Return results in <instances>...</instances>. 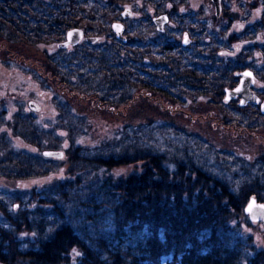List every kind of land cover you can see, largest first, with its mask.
<instances>
[{"label": "trees", "instance_id": "1", "mask_svg": "<svg viewBox=\"0 0 264 264\" xmlns=\"http://www.w3.org/2000/svg\"><path fill=\"white\" fill-rule=\"evenodd\" d=\"M71 1L66 7L65 0H0V30L12 34L0 31V36L26 43L61 36L67 23L80 21L76 11L82 3ZM115 1L121 9L122 2L134 0ZM86 3L87 10L110 5ZM66 10L76 14H64ZM133 53L117 49L113 55L98 54L99 71L106 77L103 89L71 82L79 73L66 66L71 65L67 60L52 58L50 65L57 83L94 96L100 89L106 93L100 99L112 107L134 98L130 87H146L185 106L203 100L224 125L264 129V115L252 113L256 106L240 108L223 99V89L236 81L238 63L192 67L191 60L165 53L163 72L148 83L142 51ZM70 55L62 56L73 60ZM110 56L120 61L115 67ZM53 102L58 113L50 126L38 123L33 110L18 107L10 116L0 111L1 177L21 182L52 176L65 163L69 175L52 176L32 188L0 186L1 264H264V251L233 220L241 214L251 223L243 211L249 197L264 202V152L248 158L220 150L206 137L173 124L123 125L91 148L81 143L76 121H82L71 105L59 93ZM170 130L184 140H170ZM14 138L34 151L16 146ZM45 150L62 154L46 156ZM136 161L144 167L123 178L111 175V167Z\"/></svg>", "mask_w": 264, "mask_h": 264}, {"label": "rangeland", "instance_id": "2", "mask_svg": "<svg viewBox=\"0 0 264 264\" xmlns=\"http://www.w3.org/2000/svg\"><path fill=\"white\" fill-rule=\"evenodd\" d=\"M37 1L49 3L53 0ZM167 1L169 0H165L164 5L162 4L160 8L154 5L148 6L146 11L148 10V13L155 15L163 7L165 10L170 11L176 5L178 13L200 9L207 12L212 19L211 26L213 29L221 25L225 26L227 24L226 21H228L226 17L227 19L230 18V20L235 17L241 19L246 16L247 12H253L254 18H257L260 13L258 0H226V5L224 6L226 9L223 8L219 16L215 15L210 0H180L181 4ZM128 5L134 11L143 8L141 0H134L130 4L126 1L122 2V10L128 9ZM135 15H137L136 11ZM208 15L207 17H209ZM246 22L247 20L244 23L241 22L239 28H242ZM0 31L5 32L6 37L12 36L7 29L3 28ZM237 31L238 29L233 27L230 28L229 33ZM55 36L56 33L51 38L54 39ZM259 41H264V35L259 38ZM242 44L243 41H240V46ZM252 44L250 40H247V43H244L241 48ZM108 46H104L99 50L82 51L73 49L71 51L65 50L64 53H61L56 46H48L46 43L30 44L24 40L14 42L0 36V111L4 109L7 111V116H10L18 107H22L25 110H33L37 114L38 123L50 126L55 121L58 113L53 102V96L55 93H59L71 105L72 110L77 113L79 121H82V123L76 121L78 124L76 127L82 130L80 134L81 143L91 148L102 141L105 142L113 135L115 130L120 129L123 125L143 129L141 126L148 128L155 125L173 124V128H183L188 132L198 133L206 137L209 141L214 142L220 150L237 152L248 158L264 152V129L245 131L224 125L218 118L217 110L203 100L196 103L191 102L188 106H185L168 99L163 94L147 91L149 89L146 87L133 86L130 87L129 91L134 90V98L130 102L125 101L122 105L112 107L103 102L102 98L100 99L102 94H106L100 89L98 91L101 94L94 96L91 93H77L69 88L67 89L61 83H57L56 74L50 65V60L59 59L61 61L64 59L62 63H66L65 60H67L68 64L71 65L66 66L79 73L72 75L71 82L82 83L90 89L97 87H102L103 89L104 87L101 84L106 80V77L99 71L102 68L99 67L101 61L97 56L102 51L111 52L113 55L116 49L107 48ZM231 46L235 47L236 50V42L232 43ZM70 53L73 60L65 59L68 58ZM256 59L258 60L257 54ZM109 61L112 62V67H115V64L120 62L115 56H110ZM254 86L264 89V81L257 79ZM171 132L173 134L170 140H184L183 135ZM161 137L166 140L163 135ZM14 143L18 147L34 151L32 146L23 143L19 139L14 138ZM66 166V163L63 164L52 176L68 177L69 175L67 176L65 173ZM143 167V161H136L113 166L110 168V172L113 177L118 179ZM52 176L31 178L21 182L0 176V186L5 188L38 187L43 182L50 180ZM233 220H238L244 232L250 234L256 246L264 251L263 223L250 220L251 223L247 224L241 214ZM22 234L26 235L27 232L22 230ZM15 264H27V262L23 260Z\"/></svg>", "mask_w": 264, "mask_h": 264}, {"label": "flooded vegetation", "instance_id": "3", "mask_svg": "<svg viewBox=\"0 0 264 264\" xmlns=\"http://www.w3.org/2000/svg\"><path fill=\"white\" fill-rule=\"evenodd\" d=\"M77 1L78 4L82 3V9L76 11L80 17L77 25L67 23L62 30L61 36L56 34L54 39L50 38L46 41H36L30 44L46 43L48 46H56L57 49L67 51L73 49L82 51L99 50L109 45L107 48L116 50L125 48L132 54H134L133 51L140 49L142 51L141 69L148 83L153 77L157 78L163 72L165 53H170L173 58H176V60L180 59L182 62L191 60L192 67L201 63L207 66L214 65L216 68L228 62L238 63L240 69L234 72L235 83L223 89L224 101L235 102L234 104H237L240 108L249 105L256 106L252 113L264 115L260 109V103L264 99V89L254 86L257 79L264 81V41H259V38L264 35V0H258L260 13L257 18H254L253 12H247L246 16L241 19L235 17L230 20V18L227 19L226 17L228 21H224L227 24L214 29L211 26L212 19L210 16L207 12L200 9L178 13L176 5L170 11L165 10L163 7L155 15L148 13V10L146 11V8L152 5L160 8L162 4L164 5L165 0H141L143 8L135 10L137 15H135V11L130 5H128V9L125 12L122 10L123 8L118 9L115 5V0H96L95 4L100 3V1L110 2V5H100L103 10H87L88 3L86 2L90 0ZM169 1L181 4L180 0ZM210 2L215 12V4L212 0ZM70 3L74 4L71 0H65L66 7L71 6ZM225 5L226 0H220L219 15ZM76 12L66 10L64 14L72 13L75 15ZM161 15H166L167 21L159 29L156 19ZM101 19L103 20L102 26H96L97 23L102 22ZM246 20L247 22L243 27L239 28L241 22L244 23ZM116 22L123 25L122 36L124 40L117 38L116 33L112 29V25ZM233 27H236L238 31L229 33L230 28ZM73 29L77 30L76 36H70L68 39V32ZM247 40H250L253 44L241 48L244 43H247ZM240 41H243L242 46H240ZM234 42L239 46L236 50L235 47L231 46ZM256 54L259 61L256 59ZM244 72H250L252 75V83L249 89L256 96L255 103L248 101L240 104L241 96L228 100L225 98L226 90L236 88L240 84L242 73ZM195 75L193 73V76ZM147 91L154 92L151 90ZM146 93L149 94L148 92Z\"/></svg>", "mask_w": 264, "mask_h": 264}, {"label": "water", "instance_id": "4", "mask_svg": "<svg viewBox=\"0 0 264 264\" xmlns=\"http://www.w3.org/2000/svg\"><path fill=\"white\" fill-rule=\"evenodd\" d=\"M215 4V13L216 15H219L220 12V0H212ZM127 11V9L124 10V12ZM158 23V28L161 29L163 23L167 21V16L166 15H161L156 19ZM117 26H119V29H117ZM112 29L117 35V38L124 40L122 36L123 32V25L121 23H114L112 25ZM77 30L73 29L68 32V39L70 36L75 37ZM245 73H250V72H244L242 73V79L240 81V84L232 89V90H226V96L225 98L228 100L230 98H234L236 96H241V101L240 104H244L246 102H256V96L250 91L249 87L252 83V75H245ZM260 109L261 112L264 114V99L260 103ZM56 155L59 156L62 154V152H56V151H50V150H45L43 151V154L46 155ZM46 155V156H50ZM243 211L245 214H247L248 218L250 220L254 221H260L264 225V202L257 200L255 197L251 196L248 198L246 204L244 205Z\"/></svg>", "mask_w": 264, "mask_h": 264}, {"label": "snow or ice", "instance_id": "5", "mask_svg": "<svg viewBox=\"0 0 264 264\" xmlns=\"http://www.w3.org/2000/svg\"><path fill=\"white\" fill-rule=\"evenodd\" d=\"M117 29H119V26H117ZM187 42V41H186ZM237 47H239V46H237ZM245 75H250V73H245ZM46 155H50V154H47L46 153Z\"/></svg>", "mask_w": 264, "mask_h": 264}, {"label": "clouds", "instance_id": "6", "mask_svg": "<svg viewBox=\"0 0 264 264\" xmlns=\"http://www.w3.org/2000/svg\"><path fill=\"white\" fill-rule=\"evenodd\" d=\"M238 46V45H237Z\"/></svg>", "mask_w": 264, "mask_h": 264}]
</instances>
